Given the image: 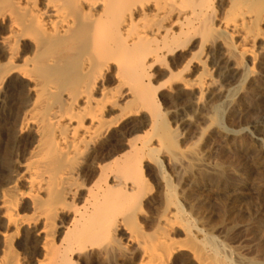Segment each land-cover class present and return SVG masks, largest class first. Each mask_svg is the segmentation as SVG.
<instances>
[{
    "label": "bare ground",
    "instance_id": "6f19581e",
    "mask_svg": "<svg viewBox=\"0 0 264 264\" xmlns=\"http://www.w3.org/2000/svg\"><path fill=\"white\" fill-rule=\"evenodd\" d=\"M262 87L264 0H0V264H230L190 234L164 157L184 189L185 134L214 101L264 109ZM253 139L255 176H201L227 214L255 192L243 224L264 255V119Z\"/></svg>",
    "mask_w": 264,
    "mask_h": 264
},
{
    "label": "rangeland",
    "instance_id": "374dc122",
    "mask_svg": "<svg viewBox=\"0 0 264 264\" xmlns=\"http://www.w3.org/2000/svg\"><path fill=\"white\" fill-rule=\"evenodd\" d=\"M165 79L167 78L164 77L161 81ZM260 91L264 93V87ZM214 103H210L209 109L203 112L206 122L200 121L199 128H191L180 141L179 146L189 158L184 189L178 181L180 176L174 162L164 157L163 169L167 179L176 187V196L185 211L190 234L197 242L212 238L230 264H250L256 260L264 264V255L257 253L255 249L257 241L243 224L255 214L261 200L254 191H249L250 210L246 209V204H241L237 205L239 207L234 210L235 212L230 211L227 214L221 208L223 206L221 202L227 204L228 199L210 187V183L204 182L201 176V169L208 170L202 167V164L212 168H224L230 175L236 173L243 177L245 173H254L255 176V172L251 170V161L253 152L260 151L261 147L253 139V124L264 119V109L261 106L260 109L252 110L253 108L249 107L251 104L249 98L243 100L228 97ZM156 171L154 167L148 172L147 179L152 188L151 200L140 216L147 232L151 231L147 223L155 220L164 209L166 180L157 175ZM175 238L185 239L181 232ZM185 255L190 256L189 253Z\"/></svg>",
    "mask_w": 264,
    "mask_h": 264
}]
</instances>
